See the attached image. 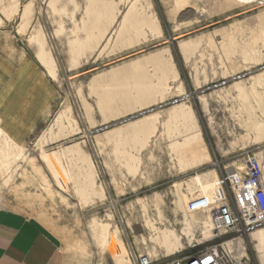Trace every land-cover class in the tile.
Here are the masks:
<instances>
[{"label": "rangeland", "instance_id": "rangeland-1", "mask_svg": "<svg viewBox=\"0 0 264 264\" xmlns=\"http://www.w3.org/2000/svg\"><path fill=\"white\" fill-rule=\"evenodd\" d=\"M90 3L122 6L102 43L75 24ZM5 35L3 84L21 87L20 66L29 81L35 69L50 104L25 141L0 129V209L38 217L65 244L91 250L92 264H122L110 254L120 260L122 250L129 264L139 254L164 264L231 239L264 264V224L217 236L210 218L220 188L236 211L221 182L246 152L264 170V0H0V49ZM165 50L176 77L133 69ZM79 55L83 65L68 69ZM180 105L189 122L171 116ZM190 122L208 157L185 167ZM214 141L235 153L217 161Z\"/></svg>", "mask_w": 264, "mask_h": 264}, {"label": "crops", "instance_id": "crops-1", "mask_svg": "<svg viewBox=\"0 0 264 264\" xmlns=\"http://www.w3.org/2000/svg\"><path fill=\"white\" fill-rule=\"evenodd\" d=\"M82 7V12L85 15L83 18L76 19L75 24L80 27L82 23L84 28L93 29L89 35L101 37L99 42L102 43L104 39L106 40L107 37L111 36L112 28L119 21V15L116 13L121 11L122 6L118 4L90 3L83 4ZM67 11L71 10L67 9ZM150 16L154 18V15ZM62 22L66 24L65 21ZM60 23L58 24L60 25ZM59 25L55 23L53 27L56 28ZM72 26L73 23L69 20L68 27ZM154 26H149V32L153 36L159 34L158 26ZM125 34L127 33H121L123 36ZM3 38L7 47L4 46L0 50L4 53L7 51L9 57L12 50V37L5 35ZM180 48L182 49L183 46L181 45ZM38 55L42 63L52 71L53 60L42 47ZM167 56L166 50L159 51L145 60V65H141L139 62L133 69L150 64L161 76L171 77L172 75V77H176L172 70L170 57ZM82 65L83 56L79 55L73 58L70 57L67 66L68 69H75ZM18 72L24 82L21 87H18L16 81H9L5 85L0 77V129L7 135V138L9 137L20 143L25 141L29 134L38 127L44 113H46L50 100L44 97V89L47 88L45 79L35 69H33L35 78L30 81L26 78V75L28 76L26 66L21 65ZM0 74L4 75L5 72L1 71ZM171 112L172 117L181 118L185 122H189L191 119L190 113L181 109V105L172 109ZM64 114L65 112H62V116ZM144 126V124L143 126L136 124L134 128L139 130ZM188 130L191 134L184 141L186 149L179 156L180 161L187 160L185 167L195 165L208 157L207 148L200 132L192 125V122L189 123ZM263 130L264 128L260 130L261 134L264 133ZM260 140H264V135ZM241 145L239 144L237 147L238 150L243 148V145ZM214 147L216 155L219 157L217 161L227 160L236 150L233 145L231 146L228 143L221 145L218 141H214ZM212 170L216 171L215 167ZM214 176L216 177L215 174ZM197 182L202 184V178ZM204 185L203 188L210 186L211 183ZM110 254L116 263H130L127 254L123 250L120 260L118 252L110 251ZM0 264H92V260L91 250L83 248V245L79 243L65 244L60 234L47 226L38 217L5 208L0 209Z\"/></svg>", "mask_w": 264, "mask_h": 264}, {"label": "built area", "instance_id": "built-area-1", "mask_svg": "<svg viewBox=\"0 0 264 264\" xmlns=\"http://www.w3.org/2000/svg\"><path fill=\"white\" fill-rule=\"evenodd\" d=\"M232 169L231 173L230 170L226 171L221 184L227 186L236 211L220 188L215 193L210 208V218L217 236L241 235L244 229L264 224V170L259 160L246 152L242 162ZM228 247L232 248L230 253L236 257V264H252L241 240L237 239L218 242L200 253L176 258L164 264H230L225 260L224 253ZM133 264L154 263L149 255L139 254L133 257Z\"/></svg>", "mask_w": 264, "mask_h": 264}, {"label": "bare ground", "instance_id": "bare-ground-1", "mask_svg": "<svg viewBox=\"0 0 264 264\" xmlns=\"http://www.w3.org/2000/svg\"><path fill=\"white\" fill-rule=\"evenodd\" d=\"M234 235V234H233ZM216 236V235H215ZM214 236V237H215ZM230 236V235H229ZM230 250H232V248L231 247H228V248H226V251L224 252L225 253V260H227L228 262H230V264H236V257H234V255L232 254V253H230ZM234 254H236L234 251H232ZM230 253V254H229ZM228 254H229V256H228ZM251 261V260H250ZM251 263H252V261H251ZM253 264V263H252Z\"/></svg>", "mask_w": 264, "mask_h": 264}]
</instances>
